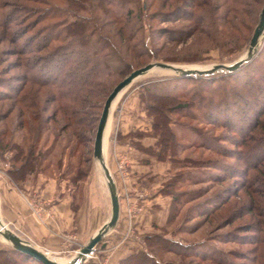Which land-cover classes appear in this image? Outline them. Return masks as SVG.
<instances>
[{"label": "trees", "instance_id": "obj_1", "mask_svg": "<svg viewBox=\"0 0 264 264\" xmlns=\"http://www.w3.org/2000/svg\"><path fill=\"white\" fill-rule=\"evenodd\" d=\"M23 1H33L45 6L44 9L38 11L37 20L32 23L33 26L42 20L55 21L40 30L41 32L37 36H40V39H37V44L33 49L27 50L23 48L24 51L14 52V54L20 55L32 54V52L41 53H39L40 55H33L31 57L32 60L29 59L23 65L25 72L18 75L16 79L18 80L17 85L9 86L12 89V93L0 91V102L8 99L13 102L8 107V110L0 112V124L7 120L14 111H16L15 114L17 115L15 128L18 132H22L25 129L26 119L29 116H31L32 122L37 121L36 128L38 132L35 137H27L26 133L23 134L20 142L11 143L9 150L13 151L11 157L12 167L8 173L15 182L23 180L37 170V158L44 151L43 148V151L41 149V151H38L43 126L49 123H61L58 132L53 134L55 139H59L61 133L68 130L72 135L71 138H75L76 143L84 145V131L88 127L90 130V126H92L89 123V115L85 107V104L88 106L89 97L99 94V96H103L102 101L104 102L113 86L123 78L118 80L113 86L108 87V84H104L106 76L113 73H125L126 76L133 69L151 61L169 62L166 57H155L157 43L152 36L158 33L165 40H168L169 34L166 33L164 28L154 29L153 23L150 22L155 19H159L161 22H168L176 16L178 19L199 23L204 20L205 13H211V16L207 18L212 20L213 24L218 22L216 25L217 33L227 35L225 31H228V29H224V31L217 28L218 25L224 28L227 26L236 27L237 24L244 26L248 12L252 10L254 4L259 2L256 19L249 29L250 33L245 43V51L250 44L264 6V0H157L158 8L153 10L152 7L155 0ZM147 11L148 13H146ZM133 14L135 15L134 17L132 16ZM142 14L148 20V34L145 39L140 37L142 25H138ZM133 18H137L138 22H134ZM232 29L234 31L237 30L236 28ZM206 32L204 31L203 33L207 35ZM25 34L26 32L22 31L18 39ZM231 34L228 33V36H231ZM43 50L46 51L42 53ZM263 52L264 47L251 61L243 64L234 72H220L219 75L215 73L212 76L182 77L172 75L162 80L147 83L140 88L139 98L141 102L145 103V109L151 121V129L148 134L154 137L156 141L151 147H142L136 142H133V144L157 160L169 162L168 171H176L170 175V178L160 189L162 194L171 198L166 218L167 223L178 214L180 207L184 203L206 195V187L190 194L181 189L189 182L200 183L216 180L214 182L226 183L231 178L236 179L239 174H244L247 169L250 171L263 166L264 154L261 153L264 151V95L262 97L260 93L257 94L260 91L254 86H252L253 89H249L250 94L235 89L229 92L222 86V82L240 81V77L243 74L245 75V82H247V79L253 76V73H256V61L261 58ZM140 57L143 59L142 61L139 60ZM35 63H41L38 73H36V69L34 70L35 72L31 71L35 68ZM47 64L48 68L46 69ZM182 81L197 82L208 90L205 89L206 92L193 91L189 96L184 95L185 91H179V93L178 91H172V89H177L178 82ZM218 87L220 89H217ZM213 89H217L218 93L214 94ZM230 93L232 95L235 94L233 99L232 95H229ZM193 107L196 109L202 108L201 118L209 125L235 129L233 132L239 135L237 141L235 139V141L231 142L235 148L221 143L215 145L213 143L214 138H210V141L207 142L203 141L209 140V137L201 129L194 126L187 127L172 119L171 115L173 113H183L187 109L190 111ZM98 118L99 115L97 120ZM77 127H80L81 131L83 130L82 134L76 133ZM185 130L192 133L193 137H185ZM143 134L135 131L128 133L123 138H132V136H141ZM7 135L13 137V133L7 127H1L0 147L2 148L6 147L2 143V139ZM181 138L193 147L197 139L196 145H201L205 148H216L218 155L237 159L245 164L246 169L233 167V163L223 161V159H214L207 162L203 158L191 159L188 156L180 158V153L185 146L180 143L179 139ZM47 150L45 149L43 153ZM246 155L248 156L246 157ZM249 156H253L255 160L248 162ZM59 165L60 159L57 158L54 160V165H44L39 170L49 169L50 166L59 170ZM67 169L63 173L59 172V177L69 178L68 174L70 172L68 173ZM195 169L209 171L196 173ZM262 170L264 171V168ZM78 174L75 177L73 176L74 179H79L80 176ZM222 178L223 180H219ZM72 179V177L71 179L69 178L71 182ZM238 192L231 186L225 187L212 197H217V203L212 202V205H208L202 215L207 217L223 210L230 204L232 198L238 195ZM220 201L222 202L219 203ZM254 206L252 204L246 212H253L255 210ZM239 209L232 208L222 218L220 228L229 226L236 219L244 216L243 213L238 214L243 209L242 204H240ZM243 226L246 227L245 231L254 228L255 230L259 229L260 233H262V228L254 227L252 223H247ZM228 233L229 231L222 232L219 236H225L223 238L226 240ZM222 240L220 239V241ZM262 241L264 242L261 237H256L255 242L260 244L257 248L258 250L262 247ZM202 248L204 250L197 252L196 257L203 261L210 258L216 260L214 259L215 257H210V254H207L203 245ZM143 254V251L133 252V254L121 259L118 264H131L136 256ZM144 256L149 259V264H158L149 254ZM0 264L40 263L11 246H3L0 247Z\"/></svg>", "mask_w": 264, "mask_h": 264}, {"label": "rangeland", "instance_id": "obj_2", "mask_svg": "<svg viewBox=\"0 0 264 264\" xmlns=\"http://www.w3.org/2000/svg\"><path fill=\"white\" fill-rule=\"evenodd\" d=\"M157 4L158 1L155 0L152 7L153 10L158 8ZM259 4V2L254 4L252 10L248 12V15L245 18L246 21L244 26H239L237 24L236 27L227 26L226 28H224L218 25L217 28H220L222 30L228 29V31L224 30L225 32H227V35H221L217 33L216 25L218 24V22L216 24H213L212 20H209V18H207L211 16V13H205L204 20L199 23L178 19L176 18V16L173 17V20L168 22H161V20L159 19H155L153 20V22L149 21L150 23H153L154 29L164 28L166 33L169 34L168 40H165V38L158 35V33L152 35L153 39H156L155 42L157 43V52L155 53V57H166L169 63L187 65V67L190 68H205L209 67L213 63H231L243 57L244 55H246L249 48L248 46L247 50L244 51L245 43L250 33L249 29L251 28V24H253V21L256 19V12L259 8ZM44 7V4L35 3L33 1L25 2L23 0H0V91L12 93V89H10L9 86L17 85L18 80L16 79L18 75L25 72V68H23V65H25V63L29 61V59L32 60L31 57H33V55H40L39 53L41 52H32V54L24 55L14 54V52L24 51V49H33L37 44V39L40 37H37L41 32L40 30L49 23L55 21L42 20L37 24H34V26L32 25V23H35L34 21L37 20L38 11L40 9H44ZM146 13H148V11ZM132 16L134 17L135 15L133 14ZM9 18L11 19V21ZM133 21L138 22L137 18H133ZM138 25H142L140 37H143L142 39H145L148 34V20L144 14L141 15V20L138 22ZM232 28H236L237 30L234 31ZM22 31H25L26 34L18 39ZM204 31H207V35L203 33ZM228 33H232L231 36H228ZM263 47L264 43L261 47V50ZM45 51L46 50H43L42 53H44ZM139 60L142 61L143 59L140 57ZM256 63L257 71L254 70L256 73H253V76L249 77L247 79V82H245L246 79L244 78L245 75L243 74L240 77V81L233 80V82H222L223 88L229 92L235 89L237 91L241 90L243 93L250 94L249 89H253L252 86H254L257 87L258 91H260L257 92V94L260 93L263 97L264 52L262 53L261 58L256 61ZM40 64H36L35 68H33L31 71L35 72L34 70L36 69V73H38ZM47 68L48 64L46 69ZM219 73L220 72H218L217 75H219ZM172 75H174L172 72L170 73L161 69H154L144 76L136 79L125 90L126 92L132 90V93L135 94V98H138V105L134 106L132 109L136 112L138 116L137 118L141 122H143L142 124L146 123L147 125H149V128L146 130L144 128H141L142 130H140V128H137L132 131L144 133L141 136H132V145L137 150L140 149H138V147H136L133 142L140 144V146L142 147H151L156 141L154 137L148 134L151 129V121L148 116L147 110L145 109V103L141 102V99L139 98L140 88L147 83L154 82L155 80H162L165 77H169ZM122 77H125V73L110 74L109 76H106L104 84H108V87L113 86ZM205 89L207 88H203L197 82L182 81L178 82L177 89H172V91H178V93L179 91H185L184 95L189 96L193 91L200 90L202 92H206ZM217 89L220 88L218 87ZM217 89L212 90L214 94L218 93ZM239 93L241 94V92ZM121 95L116 100L117 102H115L110 117L107 134L106 164L108 167H110L114 175L117 173L121 176V178H123V174L119 170V164L121 162V159H124L123 157L118 158V161H116V170H112L111 168V166H113L111 164L112 144L113 141L117 140L119 136L118 126L122 110V106L120 104ZM229 95H232V93H230ZM234 96L235 94L232 95V99L234 98ZM102 99L103 96H99V94H97L94 97H89L88 106H86L85 104L86 111L89 115V123L92 126H90V130L88 127L86 131H84V145L76 143L75 138H71L72 135L68 130L62 132L59 139H55L53 134H55V132H58L61 123H49L46 126H43L44 128L41 131L42 135L38 151H41L43 148L44 151L45 149H48V152L46 151L45 153H43L44 151L42 150L43 152L37 158V170L34 173L29 174V176L40 173L44 175L59 177V174L65 172L68 168V173L70 172L68 174L70 176L69 178H73L72 182L68 177L66 178H68L70 185L74 188V191H81L83 190V188H87L89 191V196L95 202L97 201L98 203H103V205L105 204L104 206L106 209L108 201V190L105 185L103 174L98 161L93 158L92 154L94 134L98 122L97 117L98 115L100 116L103 106ZM181 99L183 100V98ZM135 101H137V99ZM11 103L13 102L10 99L0 102V112H5L6 110H8V107ZM201 109H196L195 107H193L190 111L187 109L186 112L183 113L179 112V114H175V112L171 115V117L177 123L184 124L187 127L194 126L195 128L201 129V131L205 132V134L209 137V140L203 141L207 142L210 141V138H214L213 143L215 145L221 143L225 146L235 148L234 145L231 144V142L235 141V139L237 141L239 137L238 134L236 135V133L233 132L235 129H227L224 127L209 125L203 118H201ZM15 113L16 111H14L13 114L9 118H7V120L3 121V124H0V129L4 126L13 133V137L7 135L2 139V143L3 145H6V147H0V151L2 150L0 152V178H4L6 176L11 178L8 173L9 169H11L12 167L11 157L13 151L9 150L11 148V143L20 142L22 140L23 134L27 133V137L33 138L37 135L38 132L36 128L37 121L32 122L30 118L31 116L26 119L25 129L22 132H18L15 128L17 121V115ZM185 114H187V116L184 117ZM76 133L82 134L83 130L81 131V128L77 127ZM184 136L187 138H189V136L193 137L192 133H189V131L187 132L186 130L184 131ZM144 137L153 138L154 143L147 146L143 145L140 140ZM179 141L181 144L185 145L183 151L180 153V158L186 156L190 157L191 159L203 158L207 162L214 159H223V161H229L233 163V167L246 169L243 162L237 159H231L218 155V151L216 150V148H205L201 145H196L197 139L194 142V147L191 146V144L189 145L182 138L179 139ZM251 142L253 141L251 140ZM65 146L67 147L65 148ZM73 147L74 149L71 151ZM140 151L144 152L143 150ZM261 154H264V151H262ZM247 156L248 155H246V157ZM57 158L60 159L59 170L52 166H50L49 169L45 168L44 170H39V168L43 167L44 165H54V160ZM253 160H255L253 156H249V159H247L248 162H252ZM263 168L264 163L263 166L259 167L258 169H252L250 171H248L247 169L244 174H239L236 177L237 180L231 178L226 183L214 182L216 180H211L212 182L200 183L189 182V184H186V186L181 189L187 191L188 194H190L191 192L197 191L200 188L206 187V195L201 198H196L194 200L188 201L187 203H184L180 207L178 214L169 223H167L165 220L159 225L153 224L152 228H148V230L145 231L137 229L136 225H134L135 223L133 221V218L132 237L130 239L123 241L126 226L122 233L120 232L121 234L115 231L110 232L109 235L106 236V238H102L101 242L97 244L92 258L88 259L84 264H118L121 259L116 260V258L112 257V250L119 245L121 246L122 244H124V246H127L129 242L130 244H132V254L133 252L137 251L144 252L143 255L136 256V258L132 260L131 264H149V259L144 256L145 254H149L158 264H264V242H261L262 247L260 250L257 249L260 244H257V242H255L256 237H261L262 240H264ZM173 171L176 172L175 170ZM195 171L196 173H199V171L209 170L195 169ZM174 172L167 171V174L162 177L159 188L154 186L151 189L142 187H136V189H132V199L137 197L139 202H142L143 204L142 210L136 213V216L144 210V202L151 194L167 196L162 194L160 192V189L170 178V175ZM77 173H79L78 175L80 177L79 179H74ZM248 173L249 175H247ZM124 174L126 176L125 165ZM219 180H223V178ZM207 181L209 180L207 179ZM227 186H231L232 188L236 189V191L238 190V195L232 198L230 204H228V206H226L223 210L207 217L203 216L202 214L208 207V205H212V202L217 203V197H212H214L216 193L220 192ZM242 187L244 188L241 190ZM139 193L145 195L140 198L137 195ZM168 197L171 200L170 196ZM122 200H125V196H122ZM221 202L222 201H220L219 203ZM240 204L243 205V209H241V212L239 211L238 214L243 213L244 216L236 219L233 224L220 228L222 218L225 217L232 208L240 210ZM252 204L255 205V210L250 213L246 212ZM121 214L124 213L122 212ZM247 223H252L254 227H261L262 233H260L259 229L255 230L254 228L249 231H245L246 227H244L243 225ZM226 231H229V233L228 235H226L227 239L224 240L223 237L225 236H219V234ZM118 236L119 239H113ZM163 237L165 240L163 239ZM220 239L223 240L220 241ZM102 244L104 245V247H102ZM202 245L205 247L207 254H210V257H215L214 259L216 260H212L210 258L203 261L199 257H196L197 252H201L204 250V248H202ZM4 246L10 245L6 243L4 244ZM0 247H3V245ZM78 249L79 247L77 245H73L72 248H68L66 251L63 250L60 252V254L50 255V257H52L54 260L64 263L70 261L75 256Z\"/></svg>", "mask_w": 264, "mask_h": 264}, {"label": "crops", "instance_id": "obj_3", "mask_svg": "<svg viewBox=\"0 0 264 264\" xmlns=\"http://www.w3.org/2000/svg\"><path fill=\"white\" fill-rule=\"evenodd\" d=\"M136 99L137 101H135ZM120 104L122 110L118 126L119 136L112 144L111 164L113 166L111 168L116 170V161L123 157L126 178H121L117 173L114 175L111 171L120 195V213L115 228L110 232L122 233L127 221L125 200H122V196L125 194L132 196V189H136V187L151 189L156 186L159 188L162 177L167 174L169 162L159 161L155 157L137 150L132 145V138H123L134 129L142 130L141 128H144L146 130L149 125L142 124L143 122L137 118L136 112L132 109L138 105V98H135L132 90L125 91L121 95ZM140 141L146 146L154 143V139L151 137H144ZM144 203V210L133 220L137 229L142 231L152 228L153 224L159 225L166 220L170 199L168 196L151 194ZM104 205L95 202L89 196L87 188L74 191L68 178L65 177L38 173L32 176L28 175L17 182L8 176L0 178V217L2 222L49 256L60 254L61 251H66L73 245L80 247L85 244L108 219L110 215L109 196L106 209ZM122 212L124 214H121ZM117 238L119 239V236L113 239ZM4 244L6 242L0 237V246H4ZM130 254H132L130 242L127 246L122 244L112 250V257L116 260Z\"/></svg>", "mask_w": 264, "mask_h": 264}, {"label": "water", "instance_id": "obj_4", "mask_svg": "<svg viewBox=\"0 0 264 264\" xmlns=\"http://www.w3.org/2000/svg\"><path fill=\"white\" fill-rule=\"evenodd\" d=\"M264 43V6L262 8L259 23L254 31L246 55L231 63H213L205 68H190L187 65H178L169 62L152 61L139 68L130 71L121 79L106 96L101 109L100 116L95 129L93 140V158L99 162L105 185L110 200V215L108 219L90 236L88 241L81 245L75 256L67 262L61 263L49 258L43 250L36 247L30 241L20 237L17 233L7 227L0 217V237L12 248L32 258L40 264H84L92 257L102 238L113 230L119 217V196L112 177L106 164L104 155V134L108 124L109 116L112 113V104L119 96L139 77L144 76L154 69L169 70L174 75L188 76H212L218 72H234L243 64L251 61L261 50ZM102 247L104 245L102 244Z\"/></svg>", "mask_w": 264, "mask_h": 264}, {"label": "built area", "instance_id": "obj_5", "mask_svg": "<svg viewBox=\"0 0 264 264\" xmlns=\"http://www.w3.org/2000/svg\"><path fill=\"white\" fill-rule=\"evenodd\" d=\"M124 165H125V160L121 159V162L119 164V170L123 174V178L126 177L124 174ZM137 195L138 197L142 198L145 194L139 193ZM125 206H126V215H127V218H126L127 225H126V231L124 233L123 241H126L127 239H130L132 237V219L136 216V213L142 210L143 204L142 202H139L137 197H135L134 199H131V196H129L128 194H125ZM36 213L38 214V212Z\"/></svg>", "mask_w": 264, "mask_h": 264}, {"label": "bare ground", "instance_id": "obj_6", "mask_svg": "<svg viewBox=\"0 0 264 264\" xmlns=\"http://www.w3.org/2000/svg\"><path fill=\"white\" fill-rule=\"evenodd\" d=\"M164 71H167V72H170L171 73V71H169V70H164ZM118 99V98H117ZM116 99V100H117ZM114 101L113 102V104H112V109L114 108V105H115V102H117V101ZM110 117H111V115L109 116V119H108V124H107V127H106V130H105V134H104V155H105V161H106V141H107V134H108V127H109V122H110ZM98 164H99V162H98ZM100 166V165H99ZM109 168V170H110V172H111V169H110V167H108ZM111 174H112V172H111ZM112 176H113V174H112ZM113 180H114V183H115V186H116V189H117V185H116V182H115V178H114V176H113ZM117 193H118V196H119V213H120V195H119V192H118V189H117ZM119 218V217H118ZM47 254V253H46ZM47 256L49 257V258H51L48 254H47ZM51 259H53V258H51ZM54 260V259H53ZM55 261H57V260H55ZM57 262H59V261H57ZM61 263H63V262H61Z\"/></svg>", "mask_w": 264, "mask_h": 264}]
</instances>
